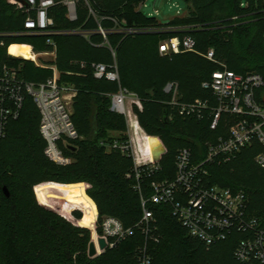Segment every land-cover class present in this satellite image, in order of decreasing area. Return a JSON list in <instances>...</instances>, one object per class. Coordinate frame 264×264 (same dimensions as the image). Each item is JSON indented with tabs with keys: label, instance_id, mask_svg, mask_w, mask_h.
<instances>
[{
	"label": "trees",
	"instance_id": "trees-1",
	"mask_svg": "<svg viewBox=\"0 0 264 264\" xmlns=\"http://www.w3.org/2000/svg\"><path fill=\"white\" fill-rule=\"evenodd\" d=\"M11 1L0 0V76L13 69L26 82H46L54 75L52 69L13 57L8 50L15 44L44 52L55 49L56 59L47 65L56 66L59 85L74 94L71 119L79 139L72 142L75 149L63 148L71 164L50 161L39 130L40 113L26 97L21 116L10 122L0 140V264H138V252L145 246L153 264H264L235 257L243 235L207 247L189 234L168 204L148 203L155 220L149 235L139 225L141 196L153 195V181L175 178L178 151L188 148L196 163L205 160L208 146L227 135L233 119L224 115L213 129L211 111L202 119L183 117L169 103L173 93L166 92L167 86H177L179 103L200 100L216 107V97L203 84L223 65L237 74L255 72L264 78V0H186L187 15L168 23L142 12L147 0H53L48 10L53 25L47 33L28 32L25 8ZM66 1L75 2V20L68 17ZM71 31L75 33H65ZM186 37L196 41L195 52L160 53L163 42ZM210 50L215 61L205 56ZM99 64L109 71L116 65L119 82L96 78ZM121 90L142 103V110L133 109L144 131L153 136L148 141L155 147L154 156L163 150L154 137L167 148L161 170L143 177L142 195L134 175L130 178L131 155L110 148L115 140H127L126 117L111 110L112 96ZM263 95L264 87L257 91L262 105ZM261 151L255 141L232 161L206 169L211 185L243 190L250 213L264 223V170L255 161ZM84 183L90 185L87 191ZM48 199L63 201L59 212L67 217L81 209L83 219L81 212L74 214L80 226L93 228L98 210L99 222L112 216L133 233L90 258L91 231L43 206L52 207ZM93 243L98 253L99 240Z\"/></svg>",
	"mask_w": 264,
	"mask_h": 264
},
{
	"label": "built area",
	"instance_id": "built-area-1",
	"mask_svg": "<svg viewBox=\"0 0 264 264\" xmlns=\"http://www.w3.org/2000/svg\"><path fill=\"white\" fill-rule=\"evenodd\" d=\"M25 1L28 7L15 0L11 1L24 7L28 14L24 23L25 29L30 33H47L53 25L48 10L54 1ZM65 5L68 8L69 19L75 20V2L66 1ZM99 32L106 37V32L102 28ZM184 51H196V41L192 37L183 40L173 38L160 46L162 55ZM35 56L37 58L36 53ZM205 56L208 60L215 61L213 50L208 51ZM95 77L119 82L117 66L109 71L103 64L96 65ZM203 87L213 92L217 99L216 107H211L208 102L200 100L190 104L179 103L177 86L173 84L166 88L167 93H173L169 103L177 107L183 117L195 116L202 119L206 111H211V116L214 118L213 129L218 126L222 116H231L233 119L227 135L219 137L216 143H211L205 160L199 163L194 161L191 149L182 148L178 151L175 178L153 181L151 183L153 195L150 198L141 196L143 217L139 225L143 232L149 235L155 220L153 213L147 207L148 203L168 204L172 206L173 215L189 234L207 247L226 241L233 234L243 235L235 249V257L245 263H264V223L250 213L246 193L243 190L211 185L209 172L206 169L210 164L232 161L238 153L256 141L262 151L255 161L264 170V105L257 100V91L264 87V78L255 72L237 74L223 65L221 69L212 73L211 79L205 82ZM66 93L71 94L67 96ZM27 96L33 99L40 113L39 130L46 143L45 156L58 165L71 164L72 159L64 154L63 148L73 146L72 142L79 139L71 119V101L74 94L59 85L56 71L46 82L34 83L20 79L17 71L13 69H5L0 76V140L6 135L10 122L21 116ZM134 105L139 110L143 109L140 100L127 91L121 90L112 96L111 110L124 115L127 119V140L123 142L115 140L110 148H119L123 153L131 155L134 166L130 178L134 175L137 181L136 189L142 195L143 177L151 176L161 170L167 148L159 137H154L158 139V144L163 149L160 158L156 159L155 147L151 148L148 141L153 136L148 135L142 128L134 112ZM85 185L87 191L90 185ZM75 210L82 213L81 219H83L84 212L81 209ZM75 210L70 212L69 217L62 213L60 215L75 226L89 229L96 242L104 239L107 243L106 249L114 248L133 233L132 229L125 228L118 218L112 216L104 217L99 222L98 210L93 228L80 226L78 222L81 219L75 217ZM98 248L97 256L106 250L101 251L99 246ZM137 261L138 264H153L146 246L139 250Z\"/></svg>",
	"mask_w": 264,
	"mask_h": 264
},
{
	"label": "rangeland",
	"instance_id": "rangeland-1",
	"mask_svg": "<svg viewBox=\"0 0 264 264\" xmlns=\"http://www.w3.org/2000/svg\"><path fill=\"white\" fill-rule=\"evenodd\" d=\"M244 3H246V0H242ZM142 12L148 16V17H155L159 22L161 23H168L172 19L177 17H183L187 15L188 13V6L186 0H147L142 6H141ZM32 48L33 46L30 45ZM34 53H36L37 58L35 61L29 60L33 62L37 66L41 67H48L52 69L53 74L55 71L57 72V77H59V72L56 68V66H48L47 64L50 62L55 61L56 59V51L51 52H44V51H36L33 48ZM9 54V52H8ZM10 55V54H9ZM18 58V57H17ZM24 59V58H19ZM28 60V59H26ZM15 69H19L17 67H14ZM64 88L69 89L67 86H62ZM70 90V89H69ZM71 94V93H70ZM70 94L66 93L67 96H70ZM129 102V101H127ZM117 135V134H116ZM86 184V183H84ZM49 203L52 207L49 205H43L46 208L53 210L54 212L60 214L59 207H61V204H63V201L57 200V199H48ZM79 211L75 210L74 214ZM82 215V214H81ZM93 237L91 238V241H93Z\"/></svg>",
	"mask_w": 264,
	"mask_h": 264
},
{
	"label": "bare ground",
	"instance_id": "bare-ground-1",
	"mask_svg": "<svg viewBox=\"0 0 264 264\" xmlns=\"http://www.w3.org/2000/svg\"><path fill=\"white\" fill-rule=\"evenodd\" d=\"M9 54L14 57L24 58L28 60H34L36 58L31 46L26 44L12 45L9 49Z\"/></svg>",
	"mask_w": 264,
	"mask_h": 264
},
{
	"label": "water",
	"instance_id": "water-1",
	"mask_svg": "<svg viewBox=\"0 0 264 264\" xmlns=\"http://www.w3.org/2000/svg\"><path fill=\"white\" fill-rule=\"evenodd\" d=\"M20 3H22V4H23L24 6H26V7L29 6L28 3H27L26 1H24V0H23V1H20ZM262 101H263V103H264V95L262 96ZM71 148H72V149H75V148L72 147V146H71ZM161 154H162V152L159 153V154H157L156 159H159ZM4 191H5L6 196L9 197V192H8V190L5 188ZM99 243H100V246H99V247H100V250H101V251H104V250L107 248V243H106V241H105L104 239H99ZM88 255H89L90 258H95V257H97V255H98V253H96V250H95V246H94L93 241H91L90 244H89Z\"/></svg>",
	"mask_w": 264,
	"mask_h": 264
},
{
	"label": "crops",
	"instance_id": "crops-1",
	"mask_svg": "<svg viewBox=\"0 0 264 264\" xmlns=\"http://www.w3.org/2000/svg\"><path fill=\"white\" fill-rule=\"evenodd\" d=\"M32 48V47H31ZM10 49V48H9ZM8 52H9V50H8ZM34 52V51H33ZM12 56V55H11ZM14 57V56H13Z\"/></svg>",
	"mask_w": 264,
	"mask_h": 264
}]
</instances>
